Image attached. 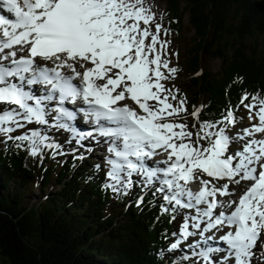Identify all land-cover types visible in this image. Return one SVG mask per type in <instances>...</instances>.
Masks as SVG:
<instances>
[{"label": "snow or ice", "instance_id": "snow-or-ice-1", "mask_svg": "<svg viewBox=\"0 0 264 264\" xmlns=\"http://www.w3.org/2000/svg\"><path fill=\"white\" fill-rule=\"evenodd\" d=\"M170 35L143 0H0V148L97 156L102 191L173 224L163 264H264V95L189 110Z\"/></svg>", "mask_w": 264, "mask_h": 264}, {"label": "trees", "instance_id": "trees-1", "mask_svg": "<svg viewBox=\"0 0 264 264\" xmlns=\"http://www.w3.org/2000/svg\"><path fill=\"white\" fill-rule=\"evenodd\" d=\"M162 1L173 33L183 32L187 16L184 69L192 77L180 91L190 109L203 103L205 112L219 114L244 91L264 95V0ZM205 60H219V69L209 71ZM76 165L47 157L38 165L0 148V264H163L160 233L174 227L167 216L156 220L150 196L141 207L134 198L130 205L116 200L101 190L102 176L89 179L94 171ZM34 188L42 198L32 202Z\"/></svg>", "mask_w": 264, "mask_h": 264}, {"label": "rangeland", "instance_id": "rangeland-1", "mask_svg": "<svg viewBox=\"0 0 264 264\" xmlns=\"http://www.w3.org/2000/svg\"><path fill=\"white\" fill-rule=\"evenodd\" d=\"M151 0H149L150 3ZM151 7H150V11L155 12L156 15L158 17L163 16V8H164V3L162 0H152L150 3ZM183 25L185 26L183 32L179 33V34H175L172 32L171 29V35H170V39L172 41V49L174 51H178L179 52V59L178 62L175 60V58H173L174 63L176 64V66L179 68V72L177 73V78L175 81H173V83H175V85L181 90V88L184 86V84L189 83L190 78L192 77V74L184 69L185 68V64H186V52L189 50L190 48V41H191V35L190 33H188V22H187V16L183 21ZM219 60H205L203 62V65L205 68L209 69V71L211 72H216L219 69ZM245 113V114H244ZM241 115H244L245 117V123L247 122V113L246 110H240ZM99 151V150H97ZM89 162V166L91 167L94 163L99 162L97 156L92 155V156H88L85 160H83V162ZM78 162H81V160H78ZM92 168V167H91ZM33 186V185H32ZM51 189L46 191L44 194L45 196L48 195V193L56 187V185L53 183L50 185ZM32 194L34 195V198L32 199V202L37 201V199H41V192L38 189L33 190ZM257 264H259V261H257Z\"/></svg>", "mask_w": 264, "mask_h": 264}, {"label": "bare ground", "instance_id": "bare-ground-1", "mask_svg": "<svg viewBox=\"0 0 264 264\" xmlns=\"http://www.w3.org/2000/svg\"><path fill=\"white\" fill-rule=\"evenodd\" d=\"M152 1V0H151ZM151 1H150V3H151ZM143 3H144V6L146 7V8H148V9H150V7H151V5H150V3H149V0H143ZM245 114V113H244ZM91 182V181H90ZM47 186V185H46ZM108 220V219H107Z\"/></svg>", "mask_w": 264, "mask_h": 264}]
</instances>
